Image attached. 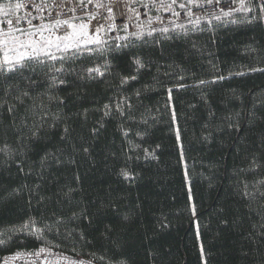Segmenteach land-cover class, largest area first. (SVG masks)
Here are the masks:
<instances>
[{"label": "trees", "instance_id": "trees-1", "mask_svg": "<svg viewBox=\"0 0 264 264\" xmlns=\"http://www.w3.org/2000/svg\"><path fill=\"white\" fill-rule=\"evenodd\" d=\"M249 8L0 72V261L44 244L9 231L34 218L49 247L104 264H264V72L249 71L264 19Z\"/></svg>", "mask_w": 264, "mask_h": 264}, {"label": "snow or ice", "instance_id": "snow-or-ice-1", "mask_svg": "<svg viewBox=\"0 0 264 264\" xmlns=\"http://www.w3.org/2000/svg\"><path fill=\"white\" fill-rule=\"evenodd\" d=\"M224 0H171L167 6L161 5L164 11H171L173 16H179L180 13L175 10V6L178 5L179 8L185 10V15L189 17L188 23H190L193 27H196L201 23L202 19H206L209 23L211 21H221L226 17H231L235 12H251L253 9L246 7L244 0H230L231 3H238V7L235 8H228L227 10L224 8H219V5L223 3ZM83 3V0H81ZM91 3V0H89ZM251 3L254 5L256 9H258V17L260 19H264V0H251ZM29 4L33 8V12H25L24 15H19V11L22 8H26L28 4H22L20 2L16 3H2L0 2V15L4 17L3 21H0V72L4 71H12L22 69L24 67L30 66L32 62L37 63H44L45 60H53L59 63H62L63 60L66 58V54L69 52H79V51H93L92 48L86 47L87 45H95L96 49H103L105 45L108 43V40L101 36V32L103 31V26L97 27L95 33L90 34L86 29L88 25L80 23L75 24L73 23L74 19H77L75 15L68 19L61 18V12L57 10L58 8L63 7V0L61 3L57 5L56 0H51V3L48 0H40V3H32L29 0ZM211 6L212 11L208 13L207 16L200 15L196 16L192 8L193 7H206ZM97 7H104V5L97 4ZM147 7V5H145ZM153 7H156L153 4ZM219 8L217 12L216 9ZM55 11V18H52V13ZM68 11L75 13V8L68 9ZM107 11L109 12V18H111L112 9L108 8ZM134 11V10H132ZM47 13V17L45 16ZM135 15L139 17L140 13L136 12ZM194 17V18H193ZM90 19L95 18L94 16H90ZM155 19L159 20V17ZM33 20H39V24H33ZM22 23L26 25V27H22ZM148 23H152V18H149ZM6 25V27L4 26ZM115 27L114 25L108 28V31H111L112 28ZM127 29L128 25L125 24L123 26ZM173 27H178L183 29L184 25H173ZM136 31L128 33L129 36L136 37L137 39L143 37L145 33L144 26L141 24L136 25ZM157 31L155 27L150 28L147 31V35H151L152 32ZM162 32H167L168 28L160 29ZM113 43L116 40L120 39H127L126 37H115L112 38ZM65 54L58 56L57 54ZM134 63L137 65L138 69L144 68L145 65L140 62L139 59H136ZM63 68H49V72H61ZM249 71L252 72H264V68H251ZM84 72L89 75H94L99 73L103 75L104 73L100 72V65H96L94 67L84 69ZM244 73H237V75H243ZM231 75V74H230ZM132 79L135 80L136 77H124L121 79V84L128 83V80ZM180 80L183 77H179ZM218 79H224V77H219ZM63 83V81H60ZM199 85H203L208 83V81L201 80L198 82ZM56 84L55 78H53L50 87H54ZM177 89H182L187 87L184 84L176 85ZM172 88H168L167 91L169 93L168 99L171 100V92ZM7 94V93H6ZM136 95L139 96L140 92L137 91ZM23 97L28 96L27 92L22 93ZM17 100H21L22 97H16ZM49 100L59 99L58 97L48 96ZM127 98L121 97L115 103V112L119 113L120 116L125 115L124 112V104L126 103ZM128 108H131V105H127ZM112 106L109 104L104 105V115L109 116L112 114ZM9 112L13 111L12 107H9ZM173 120H175V112L173 111ZM229 127H234V125L229 124ZM235 127H238L236 125ZM93 131H96L93 129ZM67 132V129H65ZM33 136H36V132H32ZM176 137L177 143H180L181 136L180 130L176 129ZM7 145H5L4 149H0V151H6ZM87 151V149H84ZM145 156H152L154 157V150L144 149ZM181 159H183V152L181 151ZM43 163V161H42ZM21 171L23 169L21 168ZM125 178H129L131 173H129L125 169H121L120 172ZM187 175V173H185ZM260 183H264L261 181ZM245 191L242 192V195L245 197H251L252 194L246 191L247 184L244 185ZM72 189H69L71 192ZM261 195H264L262 193ZM190 211L193 217L196 216V207L195 205H191ZM75 215V214H74ZM87 218V217H85ZM37 221L34 218H30L29 220L25 221L19 227H13L9 229L11 232H27L28 235L35 237L38 241H44V244L34 252L28 253H20L17 252L13 255V259L25 256L29 257L30 261L29 264H61V261L67 262V264H85L84 261H70L68 257L64 256H57L52 253L51 247L48 245L51 244L50 241L45 240L44 236V228H47L49 231L51 227L45 225L44 228L37 227ZM0 235H3L0 233ZM197 237L199 238V231H197ZM11 239V237H8ZM7 243L6 240L0 239V244ZM201 253L203 255V247L201 246ZM103 259V257H101ZM88 264H91L89 261Z\"/></svg>", "mask_w": 264, "mask_h": 264}, {"label": "built area", "instance_id": "built-area-1", "mask_svg": "<svg viewBox=\"0 0 264 264\" xmlns=\"http://www.w3.org/2000/svg\"><path fill=\"white\" fill-rule=\"evenodd\" d=\"M32 3H40V0H31ZM49 3H51V0H48ZM171 0H91V3H89V0H83V3H81V0H63V7L58 8L61 12V18L62 19H68L75 15L77 19H74L73 21H82L88 25V30L93 33V25L95 23L98 24H106L105 26V32H103L104 35L114 38V37H126L127 39H120L116 40L115 42L119 46L122 43H125L126 41H129L133 38V36H129L128 33H130L132 30H137L136 25L132 26L133 19L140 22L141 25L144 26L145 32L150 30V28L155 27L156 29L159 28H166L167 24H190L188 23L189 17L185 15V10L178 7V5L175 6V10L180 13V15L173 16L171 11H164L163 6H167L168 3H170ZM183 2V0H181ZM20 3L22 4H28L26 8L21 9V15H24V13L27 12H35L33 11V8L31 7V4H29V0H21ZM57 5L61 3V0H56ZM245 6L249 7L250 5H253L251 3V0H244ZM97 4L104 5V7H97ZM153 4L156 5V7H153ZM147 5V7H145ZM238 7V3H231L230 0H224L223 3L219 5V8H235ZM75 8V13L68 11V9ZM108 8L112 9L111 18H109V12L107 11ZM219 8L216 9V11H219ZM134 10V11H132ZM213 9L211 6L206 7H193L192 11L196 16L204 15L207 16L209 12H211ZM140 13L139 17L135 15V13ZM55 11L52 13V18H55ZM45 16L47 17V13H45ZM90 16H94L95 18L90 19ZM156 17H159V20L155 19ZM149 18H152V23L149 24L148 20ZM194 18V17H193ZM201 21H207L206 19H202ZM39 20H33V24H39ZM127 24L128 27L125 29L123 26ZM114 25L115 27L112 28L111 31H108V28L110 26ZM6 27V25H4ZM22 27H26L22 23ZM39 249V248H37ZM35 249V250H37ZM52 253L57 256H64L68 257L70 261H84L85 264H88L90 261L91 264H104L97 262L91 258L84 257L81 255H73L69 253H65L61 251L58 248L51 247ZM35 250H29V251H17L20 253H28V252H34ZM17 252L7 254L1 258L0 264H29L30 258L21 256L18 258L13 259V255ZM61 264H67L65 261H61Z\"/></svg>", "mask_w": 264, "mask_h": 264}, {"label": "bare ground", "instance_id": "bare-ground-1", "mask_svg": "<svg viewBox=\"0 0 264 264\" xmlns=\"http://www.w3.org/2000/svg\"><path fill=\"white\" fill-rule=\"evenodd\" d=\"M257 2H258V0H257ZM137 24H140V22L139 21H137V20H135V19H133V21H132V26L133 25H137ZM174 24L172 23H170V24H167V26L166 27H172ZM99 26H103V31L105 32V26H106V24H98V23H95L94 25H93V29L94 28H96L97 29V27H99ZM92 29V30H93ZM134 31H136V30H132L131 29V31L130 32H134ZM110 38V37H109ZM115 38V37H114ZM112 39V38H111ZM113 40V39H112ZM116 43V42H115ZM117 44V43H116Z\"/></svg>", "mask_w": 264, "mask_h": 264}, {"label": "rangeland", "instance_id": "rangeland-1", "mask_svg": "<svg viewBox=\"0 0 264 264\" xmlns=\"http://www.w3.org/2000/svg\"><path fill=\"white\" fill-rule=\"evenodd\" d=\"M21 0H19L18 2H20ZM19 15H21V10H20V13H18ZM4 20V18H0V21H3ZM73 23H75V24H80V23H83V24H86V23H84V22H82V21H78V22H76V21H73ZM87 25V24H86ZM86 31H88L89 32V30L88 29H86ZM95 31H96V28H94L93 29V33H95ZM103 32L104 31H102L101 32V36L103 37V38H109L108 36H106V35H104L103 34ZM89 33H91V32H89ZM87 46H89V45H87ZM61 53H58L57 55H60Z\"/></svg>", "mask_w": 264, "mask_h": 264}]
</instances>
